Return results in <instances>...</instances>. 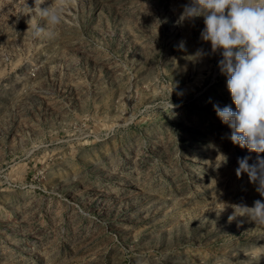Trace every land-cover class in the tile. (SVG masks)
<instances>
[{"label": "rangeland", "instance_id": "rangeland-1", "mask_svg": "<svg viewBox=\"0 0 264 264\" xmlns=\"http://www.w3.org/2000/svg\"><path fill=\"white\" fill-rule=\"evenodd\" d=\"M188 2L73 0L34 38V0H0V264H264V225L217 215L264 197Z\"/></svg>", "mask_w": 264, "mask_h": 264}, {"label": "clouds", "instance_id": "clouds-1", "mask_svg": "<svg viewBox=\"0 0 264 264\" xmlns=\"http://www.w3.org/2000/svg\"><path fill=\"white\" fill-rule=\"evenodd\" d=\"M44 3L45 0H34V7H28L30 20L39 17L48 25L47 31L39 24L34 25V38L42 34L54 36L52 30L63 23L73 0H52L50 6L42 8ZM182 9L177 25L203 17L200 38L210 42L212 54L219 51L222 57L218 68L227 76V89L236 110L219 104H213V109L221 122L231 129L228 139L233 145L256 154L253 163H249L251 156L238 158L236 175L240 178L247 174L249 182L264 197V156L261 155L264 154V0H189ZM185 45L182 40L177 47L186 51ZM206 55L203 49H198L188 59L196 61ZM170 105L171 109L175 107L171 100ZM220 156L223 157L221 163H226L227 157ZM226 207L233 209L229 222L239 216L264 225V202L261 200L254 201L251 207L243 203H224L217 215Z\"/></svg>", "mask_w": 264, "mask_h": 264}]
</instances>
